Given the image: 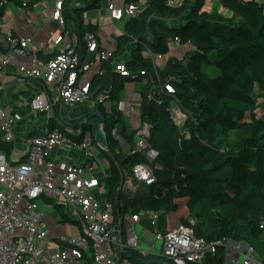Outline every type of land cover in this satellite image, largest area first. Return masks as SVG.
<instances>
[{
    "label": "trees",
    "instance_id": "obj_1",
    "mask_svg": "<svg viewBox=\"0 0 264 264\" xmlns=\"http://www.w3.org/2000/svg\"><path fill=\"white\" fill-rule=\"evenodd\" d=\"M36 1L0 0V18L10 2L29 7ZM141 1L143 10L123 20L115 48L103 61L104 72L92 76L89 89L95 96L108 90L104 101H110L109 110L104 108V101L98 106L103 114L105 143L121 166L123 177L107 152L99 150L109 163L104 198L113 203L114 221L117 208L122 221L126 213L154 211L157 231L191 226L194 235L207 242H245L264 262V229L259 227L264 220V116L255 112L258 99H264V0H219L228 14L206 10L204 0H180L173 6L166 0L123 3ZM103 2L62 0L64 31L71 19L75 25L74 52L85 54L87 32L97 36V24L85 22L83 14L100 9ZM174 37L181 44L189 43L192 49L184 57L168 56L163 66L155 70L151 58L144 54L145 47L152 54L166 55L168 42ZM128 49L132 57L125 60V65L130 75L120 76L112 64ZM206 65L215 66L217 75L209 76L203 69ZM142 78L146 82L140 91L139 120L150 127L148 142L157 152L151 162L142 153L131 152L135 130L126 132L123 112L118 109L125 83ZM166 83L172 86V92L166 91ZM171 103H177L186 114L181 127L167 110ZM58 110L57 105L52 107L50 130L58 128L77 139L86 133L94 136L97 124L89 122L83 123L77 133L62 129L54 120ZM119 124L129 144L127 152L121 151L113 133ZM71 127L78 130V124ZM12 149L11 142L0 139L2 153L9 156ZM140 162L152 167L155 182L144 185L132 178L131 169ZM128 176L138 183L143 194L131 196L120 190L116 206L117 189ZM51 203L59 213L60 223L76 222L62 204ZM180 203H184L188 213L169 226L168 217L178 211ZM223 249L221 245L215 252L207 253L203 263L186 264H223ZM83 264H92L87 253Z\"/></svg>",
    "mask_w": 264,
    "mask_h": 264
},
{
    "label": "built area",
    "instance_id": "obj_2",
    "mask_svg": "<svg viewBox=\"0 0 264 264\" xmlns=\"http://www.w3.org/2000/svg\"><path fill=\"white\" fill-rule=\"evenodd\" d=\"M61 2L55 1L51 18L63 27ZM179 2L166 0L171 6ZM105 8L111 19L123 21L138 14L144 6L142 1L123 3L121 6L116 5L114 0H107ZM3 41L5 48L0 52V72L12 66L16 73L38 80L43 85L44 89L37 91L29 104V113L34 117L42 112L51 114L52 105L56 102L76 106L94 96L98 104L108 96V90L96 96L89 90L92 76L104 72L103 61L113 51V48H102V41L94 33L84 35V55L74 52V43L67 40L63 33L49 38L48 43L54 45L56 53L47 60L36 54L27 57L30 44L27 38L7 34ZM179 45L186 44H181L179 38L174 37L168 42V52L176 51ZM125 54V57H132L129 49ZM144 54L151 58L155 70L165 63L164 54H152L148 47H145ZM125 57L123 55L112 64L120 76L130 75L125 60L131 57ZM164 88L167 92L173 91L168 83ZM123 107V101H119L118 109L123 110ZM167 110L172 120L181 127L186 119L185 112L177 103H171ZM255 112L259 117L264 116V99H258ZM25 119L19 113L8 115L0 106V139L11 142L14 149V157L11 158L0 151V264H83L84 253L89 255L92 264H127L125 256L114 254L113 246L117 250L129 249L145 254L132 227L126 228L122 241L113 233L110 220L113 203L95 193V188L100 185L99 177L93 173L96 159L100 156L93 140L95 136L86 133L82 139L71 138L58 128H48L31 136L24 149H15L14 126ZM100 128L103 129V126ZM133 130L135 142L131 152L142 153L149 162L153 161L157 152L148 142L149 124L139 121ZM131 173L132 178L144 185L156 180L148 163L134 164ZM121 189L124 191V186ZM38 198L62 204L78 222L77 234L68 233L50 214L45 215L38 207ZM150 213L151 223L156 228L157 214L154 211ZM137 217V214L132 215L134 221ZM259 227L264 229V220L260 221ZM155 236L161 241L162 254L174 264L201 262L207 253L215 252L227 240L207 242L196 237L192 227L186 225L165 232L156 230ZM233 262L264 264L255 259V250L251 246L247 247L243 259L236 257Z\"/></svg>",
    "mask_w": 264,
    "mask_h": 264
},
{
    "label": "crops",
    "instance_id": "obj_3",
    "mask_svg": "<svg viewBox=\"0 0 264 264\" xmlns=\"http://www.w3.org/2000/svg\"><path fill=\"white\" fill-rule=\"evenodd\" d=\"M56 0H37L29 7H19L14 3L10 2L6 5L4 15L0 18V52L5 48V43L3 38L7 34L20 35L24 38L30 40L28 47L27 57L29 58L32 54H39V58H46L49 55L56 53V49L52 43H48L49 38H53L59 33L65 34L67 40L75 43L76 36L74 34V24L71 21H68L66 31H64V26H60L55 20L51 18V11L54 7ZM106 1H104L102 7L100 8V13L98 10H88L83 14L85 22H92L97 24V37L102 41L104 47L111 49L115 48L116 45V36L122 32L121 21L113 20L109 17L108 11L105 8ZM204 8L206 10L217 9L224 14H228V11L224 9L219 0H204ZM100 25L106 32L100 28ZM192 49L191 45H179L176 51H170L165 55V60L168 56H178L184 57L187 52ZM131 52V50H130ZM132 55V53H131ZM28 58L24 59L27 60ZM164 60V61H165ZM134 81H138V85H135ZM146 82L145 78L134 79L125 83V93H120V101H123V115H124V124L126 126V132L129 133L136 126V122L139 123V101H140V91L143 84ZM43 85L40 81L26 78L16 73L14 67L8 66L2 72H0V106L7 112L8 115H13L14 113H19L25 116V120L15 124L14 126V147L15 149H24L26 147L27 140L33 136L43 133L46 129L49 128V117H53L52 109L51 114L47 115L46 113H39L34 117L29 113V104L32 100L34 94L42 90ZM89 100V99H88ZM87 102L76 105V106H67L65 104L56 102L52 107L57 105L58 107V116L64 125L66 126L65 130L80 131L79 123L82 118L86 117L90 113L94 112L96 109H99L98 104L94 105ZM105 101L103 102L104 108L109 110V105L105 106ZM92 107V112H86L84 107ZM54 117V118H55ZM96 117V116H94ZM88 119L85 122L92 124H97V130L94 134L96 141H94L98 146V151L100 156L96 159V164L93 168V173L98 176L100 185L95 188V193L98 196L104 197L106 193V181L109 175V163L107 158L99 150L100 145L105 143V135L103 129L100 126H103L98 117V122H93L92 118ZM30 119V120H29ZM56 121V119H54ZM32 121V122H31ZM57 122V121H56ZM84 122V123H85ZM135 122V123H134ZM58 124V123H57ZM78 124V130H74L72 125ZM123 128L119 124L118 127L114 130V135L120 142L121 151L127 152L129 149L128 142L123 138L121 132ZM98 132L103 134L104 140L102 142L97 141ZM135 142V137H134ZM14 150V149H13ZM10 158L14 157V151L10 153ZM124 186L123 193H127L131 196L135 194L139 195L142 190L138 183L128 176L125 179V182L122 184ZM141 189V190H140ZM130 192V193H129ZM46 203H51L45 201ZM57 203L58 202H55ZM53 204V203H52ZM54 205V204H53ZM188 213L184 203H180L178 211L172 213L168 217V225H175L179 219L183 216H186ZM133 214L126 213L124 215L123 221L117 214V220L114 221L113 214L111 215V228L114 234L120 239L126 236V228L128 226L132 227L135 233L138 235L140 248L145 251V254H140L133 250H117L115 246L112 247V250L115 255L122 257L125 254L128 259L127 264H158L156 261H162L168 264H174L172 260L165 257L161 251V241L155 236V226L151 223V213L150 211H143L137 214V220L134 221L131 216ZM59 218H55L58 221ZM59 222V221H58ZM123 225L119 226V224ZM65 227L66 231L70 234H77L78 222L73 223H61ZM224 247V260L223 264H235L233 262L234 258L243 259L244 253L247 249V245L242 241H233L227 239ZM127 252V253H126ZM130 254V255H129ZM134 257H132V256ZM136 258L148 259L147 262H142ZM255 259L261 260L255 252ZM203 263V260L201 261Z\"/></svg>",
    "mask_w": 264,
    "mask_h": 264
},
{
    "label": "rangeland",
    "instance_id": "obj_4",
    "mask_svg": "<svg viewBox=\"0 0 264 264\" xmlns=\"http://www.w3.org/2000/svg\"><path fill=\"white\" fill-rule=\"evenodd\" d=\"M105 1V0H104ZM115 1V4L116 5H123V0H114ZM104 3V2H103ZM103 5V4H102ZM70 21H72V19L70 20ZM121 26H122V28H123V21H121ZM100 28H102V26L100 25ZM103 29V28H102ZM103 31L104 32H106L105 31V29H103ZM126 56V54H124V57ZM129 57H131V56H128V57H125V59H128ZM204 71L209 75V76H211V77H213V76H215V75H217V73L219 72L218 71V69L215 67V66H213V65H206V66H204ZM134 83H135V85H138V81H134ZM123 92V94L125 93V88H123L122 90H121V93ZM90 103H92V104H94V105H97V102L95 101V97L94 96H91V97H89V100H88ZM105 106H108L109 105V101L108 100H106L105 101V104H104ZM85 109H86V112H88V113H90V112H92V107H89V106H85L84 107ZM92 121L93 122H98V119L96 118V117H94V118H92ZM32 122V121H31ZM135 123V122H134ZM137 122L134 124L135 126H137ZM104 140V138H103V134L101 133V132H98V135H97V141L98 142H102ZM143 193H142V191H140V194L139 195H142ZM101 202H102V198L101 199H99ZM37 204H38V207H39V209L41 210V211H43L44 212V214L45 215H48V214H50V217L52 218V219H55V218H58L59 217V213H58V211L55 209V206L52 204V203H46L45 202V200L44 199H42V198H38L37 200ZM55 202H57L56 200H55ZM66 211L68 212V210L66 209ZM69 213V212H68ZM70 214V213H69Z\"/></svg>",
    "mask_w": 264,
    "mask_h": 264
},
{
    "label": "water",
    "instance_id": "obj_5",
    "mask_svg": "<svg viewBox=\"0 0 264 264\" xmlns=\"http://www.w3.org/2000/svg\"><path fill=\"white\" fill-rule=\"evenodd\" d=\"M94 116L98 117L99 122H100L101 124L103 123V114L101 113V111H100L99 109H96L94 112H92V113H90L89 115H87L86 117L82 118V120H81L80 123H79V128L81 129L82 124H83L85 121H87L88 119H90L91 117H94ZM55 119H56L58 125H59L62 129H65V128H66V126L64 125V123H63L59 118H56V117H55ZM100 146H101L100 149L106 151L107 154H108V156L113 160V162L115 163L117 169L119 170V172H120V174H121V177H123V173H122L121 166H120L119 163L116 161L114 155L108 150L107 145H106V144H102V145H100ZM121 188H122V184H121V186H119L118 189H117V193H116V197H115V204H116V206L119 204V202H118V193L120 192ZM129 193H130V192H129ZM135 195H136V194H135ZM116 213L119 214V209H118V208L116 209ZM119 226H120V228H121L122 224H119ZM120 237H121V238H120V241H122V236H120ZM246 245H247V244H246ZM247 246H248V245H247ZM126 253H127V252H126ZM129 255H130V254H129ZM131 256H132V255H131ZM132 257H134V256H132ZM136 259H138V260H140V261H142V262H147V261H149L148 259H143V258H136ZM156 262H157L158 264H168V263H165V262H162V261H156Z\"/></svg>",
    "mask_w": 264,
    "mask_h": 264
}]
</instances>
